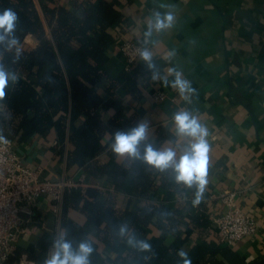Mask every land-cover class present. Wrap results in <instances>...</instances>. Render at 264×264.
Masks as SVG:
<instances>
[{
	"label": "crops",
	"instance_id": "obj_1",
	"mask_svg": "<svg viewBox=\"0 0 264 264\" xmlns=\"http://www.w3.org/2000/svg\"><path fill=\"white\" fill-rule=\"evenodd\" d=\"M35 1L45 31L51 38L38 0ZM83 1L97 3L100 0ZM61 3L73 6V0H61ZM161 5L172 7L176 22L169 30L157 32L153 29L148 34L152 13L166 10ZM118 8L121 16L112 24L114 40L103 63L105 75L98 82L103 101L112 99L113 105L100 107L99 113L103 118L119 111L138 121L147 119L151 126L149 138L162 137L159 147H173L177 157L183 154L190 139L175 136L172 117L179 110H189L196 115L208 128L210 143L209 183L200 203L207 206L212 219L225 208L219 194L235 190L238 207L253 216L260 226L257 232L242 237L231 246L220 243L213 222L204 236L207 240H215L221 248L228 246L235 252V257L217 255L224 264H264V0H120ZM124 39L142 42V50L152 53L153 63L169 81L174 79L169 75L170 68L180 71L196 90L191 102L185 101L170 85L151 81L140 57L132 65L137 69L141 67L134 74V88H129L130 83L125 86L126 60L119 49ZM22 44L34 47L37 38L29 33ZM112 81L116 84L109 92L107 88ZM159 92L164 96L157 99ZM56 137L55 130L51 129L45 135L35 134L24 142H13V147L25 164L40 167L45 177L78 180L80 185L70 191L83 194L88 188H95L101 198L112 194L118 208L127 206L128 193L116 190L108 171L98 168H113L125 159L116 157L111 151V134L104 135L105 149L92 160L91 171L67 166L70 143L66 139L62 147H56ZM166 192L164 187H159L153 201L165 202L174 212H181L180 236L185 238L184 247L201 242L199 232L185 223L189 221L188 214L194 213L198 206L192 203L193 193L183 191L167 195ZM138 200L140 205L147 201ZM32 205L42 227L21 236L18 247L37 252V242L42 235L65 230L61 215L57 217L52 212L47 194L36 197ZM62 205L63 197L61 212ZM67 216L78 224L85 219L84 213L73 207L67 209ZM160 233L156 225H148V237L155 238ZM174 238V232H169L164 240L171 243ZM97 241L100 256L95 264H112L118 252L103 240L97 238ZM129 247L127 243L120 254L125 255Z\"/></svg>",
	"mask_w": 264,
	"mask_h": 264
},
{
	"label": "trees",
	"instance_id": "obj_2",
	"mask_svg": "<svg viewBox=\"0 0 264 264\" xmlns=\"http://www.w3.org/2000/svg\"><path fill=\"white\" fill-rule=\"evenodd\" d=\"M119 3L120 0L97 3L73 0V6L67 7L61 0H38L49 27V38L35 0H0V11L12 9L17 13L16 35L20 44L29 33L37 38L34 47L21 45L23 55L17 63L13 53L0 49V63L19 74V82L6 88L5 99L0 102V132L4 138L20 143L54 129L56 147H62L66 139L70 143L67 166L91 171L92 160L105 149L104 135L135 126L137 119L119 111L109 118L99 113L100 107L113 105L112 99L103 101L98 82L105 75L103 63L114 40L112 24L121 16ZM140 70L141 67L124 70V85L130 83L132 90L136 83L134 74ZM115 84L116 81L110 82L107 90L111 92ZM161 139L149 138V142L158 148ZM98 168L108 171L115 189L128 193L130 202L118 208L112 194L101 198L95 188H88L83 194L64 191L61 225L74 243L85 238L93 241L91 264L100 256L97 238L118 252L112 264H182L177 255L181 249L188 253L191 264H224L218 254L236 256L230 247L221 248L215 240L204 236L212 223L204 203H199L185 222L199 232L202 241L184 247L185 238L180 236L181 212H174L165 202L153 201L159 187H164L167 195L193 193L194 189L175 183L172 170L160 172L135 159H123L113 168ZM140 198L147 201L140 205L137 202ZM69 207L84 213L82 224L67 216ZM151 223L161 231L155 238L147 236ZM122 224H127L138 239L149 242L152 251L142 252L130 246L127 253L121 255L127 244L126 239L117 234ZM169 232H174L175 238L166 243L164 238ZM50 237L49 234L40 237L37 252L25 250L29 257L43 262Z\"/></svg>",
	"mask_w": 264,
	"mask_h": 264
},
{
	"label": "clouds",
	"instance_id": "obj_3",
	"mask_svg": "<svg viewBox=\"0 0 264 264\" xmlns=\"http://www.w3.org/2000/svg\"><path fill=\"white\" fill-rule=\"evenodd\" d=\"M160 7L166 10L152 13L153 20L148 26V34H151L153 29L157 32L169 30L176 22V15L171 6L161 5ZM17 23L18 16L15 11L12 9L0 11V49L13 53L15 63L19 62L23 55V48L16 35ZM139 57L144 62L147 72L150 73L151 81L162 82L165 86L170 85L185 101L191 102V96L195 94L196 90L191 86L189 80L183 78L180 71L170 68L169 75L174 76V79L169 81L167 77L161 75L153 63L150 51L141 50ZM18 82L19 74L15 70L9 69L4 63H0V102L5 99L6 88L15 86ZM172 121L175 127V136L190 139V143L179 157L173 147L161 146L157 148L152 142H149L151 126L150 122L143 118L127 130H116L112 135L110 148L118 158L140 160L149 168L160 172L171 169L177 185L194 189L192 203L198 205L209 183V130L189 110L175 112ZM4 139L0 132V141H4ZM167 143L171 145L172 141ZM117 234L139 251H152L151 244L146 240L138 239L127 224H122ZM93 252L94 246L91 239L85 238L74 243L68 238L66 231H61L51 235L50 246L43 264H91ZM177 255L182 260V264H191L188 253L183 249L179 250Z\"/></svg>",
	"mask_w": 264,
	"mask_h": 264
},
{
	"label": "built area",
	"instance_id": "obj_4",
	"mask_svg": "<svg viewBox=\"0 0 264 264\" xmlns=\"http://www.w3.org/2000/svg\"><path fill=\"white\" fill-rule=\"evenodd\" d=\"M143 44L140 41L124 39L119 49L129 70L139 57ZM159 92L156 98H162ZM80 185L74 178L50 179L42 174L40 167H31L14 149L13 141H0V264H43L29 257L25 250L18 251V241L25 234H32L42 227L33 210V200L41 194L50 197L51 210L61 215V201L64 191ZM235 190L219 194L225 208L215 214V225L220 243L234 245L242 237L254 234L259 229L256 219L238 207ZM54 235V234H52ZM50 243L46 249V255ZM46 257V256H45Z\"/></svg>",
	"mask_w": 264,
	"mask_h": 264
},
{
	"label": "rangeland",
	"instance_id": "obj_5",
	"mask_svg": "<svg viewBox=\"0 0 264 264\" xmlns=\"http://www.w3.org/2000/svg\"><path fill=\"white\" fill-rule=\"evenodd\" d=\"M229 246V245H228Z\"/></svg>",
	"mask_w": 264,
	"mask_h": 264
}]
</instances>
